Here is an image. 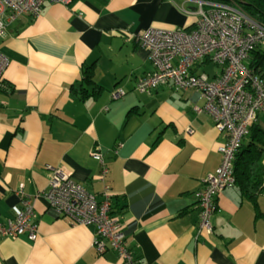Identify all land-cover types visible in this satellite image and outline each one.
Wrapping results in <instances>:
<instances>
[{
  "label": "crops",
  "instance_id": "1",
  "mask_svg": "<svg viewBox=\"0 0 264 264\" xmlns=\"http://www.w3.org/2000/svg\"><path fill=\"white\" fill-rule=\"evenodd\" d=\"M197 19V0H73L46 3L38 16L9 25L0 37L9 61V87L0 89V222L14 217L23 185L39 237H0V264H124L114 249L98 253L94 226L48 208L39 196L48 165L63 167L98 198L111 188L114 215L139 264H264V193L252 201L237 185L226 188L213 233H198L194 194L221 164L226 141L210 114L194 111L203 97L170 85L149 94L135 89L154 69L135 36L149 28L192 30ZM84 64L93 65L104 90L83 101L73 89ZM118 88L125 95L113 99ZM257 123L264 128V110Z\"/></svg>",
  "mask_w": 264,
  "mask_h": 264
},
{
  "label": "built area",
  "instance_id": "2",
  "mask_svg": "<svg viewBox=\"0 0 264 264\" xmlns=\"http://www.w3.org/2000/svg\"><path fill=\"white\" fill-rule=\"evenodd\" d=\"M73 0H0V37L7 35L10 24L23 16H38L46 3L70 5ZM198 19L194 29L149 28L135 36L150 53L154 69L137 79L135 89L149 94L161 85L174 90H196L205 100L195 104L198 114H210L217 130L226 141L218 148L221 164L209 174L202 189L195 192L200 209L198 233H213L212 217L217 198L223 190L235 185L234 156L264 110V78L254 72L249 56L264 45V25L247 15L235 0H197ZM9 64L0 52V89H6L4 73ZM220 66L214 73L208 65ZM125 91L112 92L113 99ZM193 129L189 127L187 133ZM101 159L100 152H94ZM48 187L39 193L48 200V208L58 216L95 227L94 246L99 254L109 249L118 252L124 264H139L128 249L122 223L112 213L111 188L104 186L101 197L74 181L63 167L47 166ZM105 168L102 175L106 174ZM20 204L13 206L14 217L0 222V237L24 236L30 241L39 237V224L32 198L19 187Z\"/></svg>",
  "mask_w": 264,
  "mask_h": 264
},
{
  "label": "trees",
  "instance_id": "3",
  "mask_svg": "<svg viewBox=\"0 0 264 264\" xmlns=\"http://www.w3.org/2000/svg\"><path fill=\"white\" fill-rule=\"evenodd\" d=\"M239 7L250 17L264 25V0H235ZM250 68L264 78V46L255 48L249 56ZM83 80L75 94L86 100L97 98L104 90L94 79V68L91 64L83 66ZM7 87L9 83L5 81ZM91 87V88H89ZM235 185L242 195L256 201L264 193V128L255 123L234 156ZM115 214L114 210L112 211ZM128 247V245H127ZM128 249H130L128 247Z\"/></svg>",
  "mask_w": 264,
  "mask_h": 264
},
{
  "label": "rangeland",
  "instance_id": "4",
  "mask_svg": "<svg viewBox=\"0 0 264 264\" xmlns=\"http://www.w3.org/2000/svg\"><path fill=\"white\" fill-rule=\"evenodd\" d=\"M219 69H220V66L213 65V64L206 66V70L209 73H214V72L218 71Z\"/></svg>",
  "mask_w": 264,
  "mask_h": 264
}]
</instances>
